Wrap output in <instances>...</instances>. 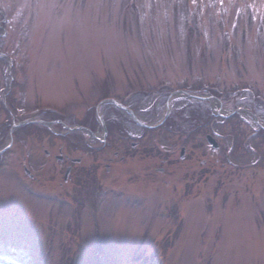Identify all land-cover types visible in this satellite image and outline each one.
<instances>
[{
  "label": "rangeland",
  "instance_id": "374dc122",
  "mask_svg": "<svg viewBox=\"0 0 264 264\" xmlns=\"http://www.w3.org/2000/svg\"><path fill=\"white\" fill-rule=\"evenodd\" d=\"M0 51L1 102L11 69L9 95L39 119L79 125L107 81L144 123L166 116L147 133L102 106L112 131L96 166L57 157L97 146L81 131L29 125L11 141L1 111L0 264H264V133L202 99L165 115L172 90L200 89L264 122V0H0Z\"/></svg>",
  "mask_w": 264,
  "mask_h": 264
},
{
  "label": "flooded vegetation",
  "instance_id": "af4514ba",
  "mask_svg": "<svg viewBox=\"0 0 264 264\" xmlns=\"http://www.w3.org/2000/svg\"><path fill=\"white\" fill-rule=\"evenodd\" d=\"M0 79L2 80V73L0 72ZM107 88H106V86H103V88L101 89V95L99 96V101L100 100H104V99H107V98H116L115 97V95H109L108 93L110 92H108L107 93ZM97 93H99V90L97 89ZM96 94H94V96H95ZM4 96V100H5V102L7 103V101H11V105L12 106H14L15 108H17V109H21L22 107L19 105V101H20V96H19V98L16 96V94H14L13 93V96H10L9 94H4L3 95ZM142 97V96H141ZM8 98H9V100H8ZM95 98V97H94ZM116 99H118L120 102H122L124 105H126L127 106V104H128V101L126 102V101H124V100H122V99H120V98H116ZM131 99V98H130ZM132 99H136V98H132ZM131 99V100H132ZM142 100H140V102H141ZM139 102V101H138ZM141 103H143V102H141ZM145 103V102H144ZM139 104V103H138ZM137 104V105H138ZM110 106H112L114 109H116L113 105H110ZM110 106H108V108L110 107ZM29 107L28 106H26L25 107V109L24 110H27ZM6 107H4L3 105H1L0 104V113H1V111L6 115ZM22 110V109H21ZM116 110H118V109H116ZM94 112H90V113H84L83 115H82V123H80L79 124V126L83 129V130H79V131H81L82 132V134L84 135V137H85V139H83V141H85V140H87V139H93V142H95L96 144H97V146L96 147H94V146H92L91 144H89V146H91L92 147V151L91 152H88L87 154H83V157H81V158H79V157H70L69 155H57V157H58V159H60V160H65V159H67V160H70L69 162H72V163H74V161H76L77 163H80V162H84L87 158H89V163H90V165H92V164H94V165H98V159H99V157H101L100 156V152L104 149V148H106V144H109L110 145V142H108V136H109V133L111 134V129H112V126H111V124H107V122H108V116H106L107 114H105V113H102L100 116L102 117V119H103V121H104V123H105V126H106V129H107V134L105 135V137L103 138V128H102V126L100 125V123H99V115H98V113H97V111H96V109H94L93 110ZM14 112V113H13ZM13 112H11V115L16 119L18 116L16 115V113H15V111L13 110ZM123 116H126V114H122ZM121 115H119L118 113H114V114H112L110 117H109V120L110 121H112V119L113 118H115V119H118V117H120ZM30 117H32V116H30ZM26 118H29V117H26ZM26 118H23V119H26ZM12 119V118H11ZM22 118L20 119V120H23ZM129 119H131L130 117H129ZM12 120H14V119H12ZM65 123V122H64ZM9 125V124H8ZM7 123H6V121H3L2 122V120H0V136H2V135H4V137L6 136V129H7ZM66 125V124H65ZM55 127L57 128V129H62V128H65V126L63 125V121H58V123H56L55 124ZM10 128V127H9ZM10 130V129H9ZM88 131H90L92 134H90V133H88ZM50 132H52V131H50ZM73 132H76V131H73ZM53 133V132H52ZM58 133H60V132H58ZM89 134V135H88ZM51 135V134H50ZM68 135V134H67ZM67 135H63L64 137H68ZM98 145H100V146H98ZM1 146V145H0ZM59 152H63V149L62 148H59ZM95 154V155H94ZM113 154H114V156L115 157H118V155L120 154V151H114L113 152ZM45 155L49 158V157H51V152L50 151H48V150H46L45 151ZM121 159V161H123L124 160V157L123 156H121L120 157ZM110 160H113V158H110ZM66 161V160H65ZM92 161V162H91ZM122 164V163H121ZM89 165V166H90ZM108 166H111V174H113V175H116V174H118V171H116L118 168H117V166L115 165V166H113V163L112 164H107L106 165V168L108 167ZM112 166H113V168H112ZM67 167V170H68V168L70 169V171L72 170V165H67L66 166ZM98 169V168H97ZM66 170V171H67ZM30 176H33L32 175V173H30L29 174ZM35 180V179H34ZM35 181H38V180H35Z\"/></svg>",
  "mask_w": 264,
  "mask_h": 264
},
{
  "label": "bare ground",
  "instance_id": "6f19581e",
  "mask_svg": "<svg viewBox=\"0 0 264 264\" xmlns=\"http://www.w3.org/2000/svg\"><path fill=\"white\" fill-rule=\"evenodd\" d=\"M214 108L216 109L218 107L217 101H213ZM244 113V112H243Z\"/></svg>",
  "mask_w": 264,
  "mask_h": 264
},
{
  "label": "water",
  "instance_id": "95a60500",
  "mask_svg": "<svg viewBox=\"0 0 264 264\" xmlns=\"http://www.w3.org/2000/svg\"><path fill=\"white\" fill-rule=\"evenodd\" d=\"M208 98H213L214 99V97H208ZM218 102L221 104V102L218 100ZM36 122H38V123H42V124H45V123H43V122H41V121H36ZM15 127V126H14ZM210 139V138H209Z\"/></svg>",
  "mask_w": 264,
  "mask_h": 264
}]
</instances>
